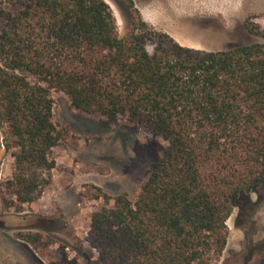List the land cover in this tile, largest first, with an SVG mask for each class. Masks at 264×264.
I'll use <instances>...</instances> for the list:
<instances>
[{
  "label": "trees",
  "instance_id": "trees-1",
  "mask_svg": "<svg viewBox=\"0 0 264 264\" xmlns=\"http://www.w3.org/2000/svg\"><path fill=\"white\" fill-rule=\"evenodd\" d=\"M133 22L120 37L105 0L0 6V119L15 167L0 183V209L23 211L51 184L63 139L52 90L61 91L79 111L166 142L135 201L105 194L93 212L88 241L101 262L216 264L234 209L264 190V29L247 20L262 41L203 50L139 13ZM18 236L41 253L53 242ZM262 249L264 239L254 248ZM51 264L83 263L60 245Z\"/></svg>",
  "mask_w": 264,
  "mask_h": 264
},
{
  "label": "rangeland",
  "instance_id": "rangeland-1",
  "mask_svg": "<svg viewBox=\"0 0 264 264\" xmlns=\"http://www.w3.org/2000/svg\"><path fill=\"white\" fill-rule=\"evenodd\" d=\"M8 1L0 0V6ZM105 1L120 37L132 30L139 13L148 25L184 46L224 50L262 41L245 23L264 29V0H133L134 8L120 0ZM52 96L54 120L63 135L51 153L57 163L53 179L23 211L0 209V264H51L60 245L83 264H103L88 241L93 212L104 205L105 194H126L135 201L153 163L165 154L163 138L79 111L64 92L52 90ZM7 144V126L0 119V183L11 179L15 169ZM250 197L253 204L236 207L228 219L227 246L216 264H264V249L254 250L264 239V190ZM27 231L53 242L41 253L18 236Z\"/></svg>",
  "mask_w": 264,
  "mask_h": 264
}]
</instances>
